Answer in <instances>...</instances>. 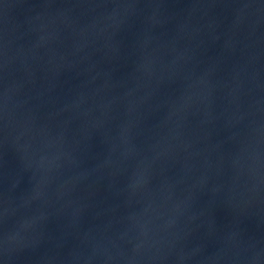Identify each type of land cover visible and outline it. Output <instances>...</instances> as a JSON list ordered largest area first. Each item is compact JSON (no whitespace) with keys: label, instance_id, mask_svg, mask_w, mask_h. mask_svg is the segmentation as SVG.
<instances>
[{"label":"water","instance_id":"water-1","mask_svg":"<svg viewBox=\"0 0 264 264\" xmlns=\"http://www.w3.org/2000/svg\"><path fill=\"white\" fill-rule=\"evenodd\" d=\"M0 264H264V0H0Z\"/></svg>","mask_w":264,"mask_h":264}]
</instances>
